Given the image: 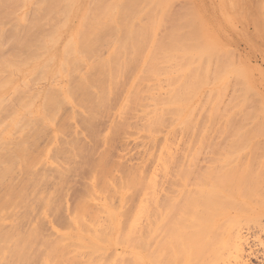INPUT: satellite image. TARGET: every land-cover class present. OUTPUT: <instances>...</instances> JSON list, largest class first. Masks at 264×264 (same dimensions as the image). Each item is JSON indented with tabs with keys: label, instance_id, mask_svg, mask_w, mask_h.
Here are the masks:
<instances>
[{
	"label": "bare ground",
	"instance_id": "1",
	"mask_svg": "<svg viewBox=\"0 0 264 264\" xmlns=\"http://www.w3.org/2000/svg\"><path fill=\"white\" fill-rule=\"evenodd\" d=\"M88 1L77 0V9L86 7L70 13L85 20L75 36L86 54L73 58L70 46L59 53L33 27H19L22 17H10V1L0 0V264H253L242 228L264 231V137L234 118L253 104L264 107L249 74L238 65L232 83L224 55L232 50L220 41L206 51L212 74L202 54L184 53L190 45L179 41V28L156 35L172 21L159 24L147 4L137 10L139 0L137 9L127 0ZM200 21L192 25L207 44L210 31ZM140 23L145 34L122 40L123 27L137 32ZM99 45L112 58L91 57ZM228 83L242 93L222 104ZM129 137L137 164L121 157H133L135 148L131 156L122 146Z\"/></svg>",
	"mask_w": 264,
	"mask_h": 264
},
{
	"label": "rangeland",
	"instance_id": "2",
	"mask_svg": "<svg viewBox=\"0 0 264 264\" xmlns=\"http://www.w3.org/2000/svg\"><path fill=\"white\" fill-rule=\"evenodd\" d=\"M9 1H10V4H9L10 6L9 7L11 9L8 8V13L11 14L10 17H16V18H17V16H18V18L22 17L23 19L19 18V21H17V22H19V27L21 25H22L21 27H25L26 26L25 27L26 31H28L27 29H29L30 27L31 28L33 27L32 29H36L37 34L41 33L42 35L41 34L37 35V37L40 36L42 38V39H40V37L37 38V39L41 40V41L40 40H38V41H40V42L45 41V40H43V37H45V39L48 38L45 42H48L47 44H49V42H50L51 45H52V41H53V44L56 43L55 44V48L57 49V51L59 53H62V54L65 53L66 50L69 53L70 50L74 49V52H76L75 55H74L73 52L70 51V53L72 54L71 55L72 57L73 56H75V57H78V56L83 57L86 54V52H85V54L82 52L84 50H82L83 49L82 48L83 44H81V43H84L85 41L80 42L79 40H81V39L78 40V38L75 36V34H78V30L82 27L80 25H83L85 20L80 23V22H78V21L81 20L80 18H78V19L76 18V20H73L70 17L71 10L73 8L77 9V3H76L77 0H28V1L21 0V3L20 2L18 3V1H16L17 3L15 2L17 4L16 6H15L14 1L13 2H12V0H9ZM91 1L93 2V0H90L88 2H91ZM99 1H101V0H98V3H99ZM102 1H104V0H102ZM124 1H126V0H124ZM134 1L133 0H131V1L127 0L126 2L127 3L130 2L129 5L127 4L128 6H133L135 3H132V2H134ZM190 1H191V3H190ZM261 1L262 0H175V4H173L174 0H168V1L167 0H164V1H162V0H139V3L141 5L140 8L137 9L136 4H135V7H136L137 10L141 11V8L143 7V5L147 4L146 7L144 6L145 9L151 13V8H152V13H153L152 16L155 15L154 18H156V14L160 15V16H157L156 19H154V20H159V24H160L161 21H164L166 19H167L166 21H168V22L172 21L171 22L172 24L170 23L169 25H167L168 28H161V30H158L156 35L159 36L162 33L161 35H165V37H168V35H170L172 32H175V29L179 28V30L181 31L179 33H181V35H182V38L179 41H183L184 39H188L187 40V44L183 43V45L184 44H185L184 46L190 45V46H187V47L183 46L184 49H187L184 53L186 55L187 54H192L194 57H196L195 55H197V57H198V55L200 56L202 54L201 56L203 57L204 61L206 62V65L209 67L211 72L214 71L215 68L213 67V63H211L207 59L206 55H208V53L206 51L210 50V45H212V43H213V45L211 46V48L215 47V43H218L219 41L222 44H227V45L229 44V47L232 50V52L231 53H224V55L226 57H228V59H230L229 67L227 69L229 70V74L232 77V83L234 82L235 78H237V76L235 77L234 70L239 65V66H241L243 68V70H245L247 75L249 74V79H250L249 82H250V84L255 88V90L257 91L259 96L264 99V4H263L264 2H262L260 4ZM95 3H97V2H95ZM148 3H149V5H148ZM80 5H81V3H80ZM20 6H22V8H20ZM91 6H92L93 10H96L94 8L97 5H95V7L93 5H91ZM91 6H90V8H91ZM203 6H204V8H203ZM13 7L16 8L17 10L19 8L20 10L17 11ZM85 7H86V5L84 6V8ZM12 8H13V10H12ZM84 8H81V6H80V8H78L77 10L84 9ZM96 8H98V7H96ZM154 9H156V11ZM176 11H177V13H176ZM198 11H200V13ZM13 12H15L14 16H12ZM18 12H19V14H16ZM172 12L174 14H176V15H174ZM170 13H171V15H173L172 18H175V19L171 20L172 18L170 17L171 16ZM201 13L204 15V17H203L205 19L204 21H203V19H200L201 18ZM195 15H196V17H195ZM74 17H75V15H74ZM169 17H170V19L168 20ZM182 17H187V18L183 19ZM191 17H192V19H190ZM16 18H13V20H12L13 22H10L11 20L9 19V23H11L10 25H14V26L16 25L15 24V23H17V22H15L17 20ZM195 18L198 21L201 20L200 23L197 22V24H201L202 23L201 27L203 28V25H204L210 31V33L207 34V37L210 38V39L212 38V40H208L207 39L206 42H207L208 45L205 43V41H203L204 37L202 36L203 35L202 28L199 27V31L202 32V34H200L196 30V27H198V26H195V27L193 26L194 24L192 22H193V20ZM188 19H190V20H188ZM183 21H187V22L189 21L188 24H191L190 25L191 27L189 25H187V22L184 23ZM180 23H181V26L183 24L182 28L184 30L182 28L180 29ZM185 24L187 25V27H186ZM17 25H18V23H17ZM140 25H141V23L138 25V27ZM175 25H177V26H175ZM169 26H171V27L174 26V29H173V27L169 28ZM68 27H70V28H68ZM37 28L40 29V30L38 31ZM66 28H68V30ZM71 29H72V31H70ZM134 29H136V28H134ZM134 29H131L130 27H127V28L123 27V30H121V32L119 34L121 36L124 35L123 37H121L122 40L124 38H127V39L130 38V40H128V41L132 42L133 38H131V37H133L135 35L141 36V34L140 35L138 34L141 31L140 27L137 29V32H135L136 30L132 32V30H134ZM124 30L127 33L126 37H125V34H124L125 32H123ZM166 30L169 31V32H166ZM194 30H196L195 31L196 34L194 35L195 37H196V35L198 33V37H196V38L194 36H192L194 34V32H193ZM147 31H148V29H147ZM163 31H165L166 33L163 34L164 33ZM187 31L189 33V36H190V34H192L190 37L188 36ZM189 31H191V32H189ZM141 32L142 33L144 32L143 29H142ZM148 32H147V34H148ZM182 32H184V33H182ZM168 33H170V34H168ZM143 34H145V32ZM69 35H73V37H75L73 39L75 44H76L75 47H72L70 45V37H72V36H69ZM128 35H129V37H128ZM106 36L108 37V39H104L103 38L102 39L103 40L102 43H106V41L109 40V37H111V35L109 33ZM199 36L200 37L202 36L201 37L202 40L199 38ZM142 37H140L139 41L136 40V42L143 41ZM98 38H99V35H98ZM135 38H139V37L136 36ZM194 38L196 40L199 39V40L203 41V43H205V44L203 46L200 44L202 46V47L201 46L199 47L200 49H197L199 45L194 49L193 47H195V46H192V45H195V43H197V44L200 43L199 40L196 41V40H194ZM127 39L124 40V41L127 42L126 44L129 43L127 41ZM189 39H190L191 42L189 41ZM104 40H105V42H104ZM192 40H194V41H192ZM205 40H206V38H205ZM79 42H80L81 46H80V44H78ZM183 42H186V41H183ZM176 43H177L178 47L182 46V43H180V44H179V42H176ZM191 43H194V44H191ZM108 44L112 45V44H110V42ZM108 44L106 43L105 45L107 46ZM105 45H99V47H97V49H98L97 52L95 54L91 55V57H93V56L95 57V55H96V57H98V56L101 57V55H103V57H101V58H105V59L106 58H112L110 56V54H108V53H110L111 48L109 49L108 48L109 46L106 47ZM129 45L127 47V50L123 49L124 52H126V51L131 52L132 45L131 46H129ZM62 46H64L65 48L62 47ZM66 46H68V47H66ZM69 46L71 47L70 50H68ZM102 46H105L107 49L106 48L104 49ZM125 46H127V45H125ZM204 46L206 48L205 51L203 50ZM78 47H80L82 49L80 50V49H78ZM178 47H176V48H178ZM145 48L146 47L141 48L140 49L141 52H139V54H141V56L140 55L139 56L142 57V60L146 59V57H147L146 54L143 53L144 57H143V54H142V50H144ZM170 48H172V47H170ZM188 48L189 49L192 48L191 51L188 50ZM64 49H66L65 52H64ZM75 49L77 51H75ZM181 49H182V47H181ZM193 50H195V51H193ZM60 51H62V52H60ZM123 51H122V53H123ZM133 51L134 50H132L131 55H130L129 52H127L126 55L130 56V57L126 56V59L129 58V59H127V61L128 60L129 61L133 60V59H130V58H136V56H134V54H132ZM215 51H216V48H215ZM80 52H82L84 55L82 56V53H80ZM144 52H145V50H144ZM146 52H147V48H146ZM122 53L120 55L123 56V57L122 58L120 57V58H121V60L124 61L125 60V53L124 54H122ZM204 53H205V55H204ZM216 55L218 56L219 54H216ZM88 56L90 57V55L87 53L86 57L88 58ZM112 56L115 57L114 55H112ZM219 57L223 58L222 60L219 61V63H221L223 65L222 62L224 61V57H222L220 55H219ZM139 59L141 60V58H139ZM214 59H215V56H214V58L212 60H214ZM215 60H217V58ZM219 66H220V64H219ZM129 67L130 66L127 67L128 70H126V71H131L129 69ZM135 68H137V66H133V68H131V69L132 70L134 69L133 72L135 71V74H139L141 72L140 69H142L143 67L140 64L138 66V68H137L138 69L137 71H136ZM217 69H218L217 72H216L217 75H219L218 73H220V71L225 70L224 67H218ZM126 73H130V72H126ZM131 73H132V71H131ZM212 74H213V72H212ZM131 75H134V74H131ZM129 76L130 75H128V77ZM210 77H209V80H212V79H210ZM237 81H238V78H237ZM232 83L231 84L228 83L227 87L225 88L227 90V92H225L226 94L224 96L222 95L223 97H221L220 94H222V92L225 91V89L223 91L220 90V89H223L222 88L223 86H222V84L221 85L218 84L219 85L218 89L221 92L220 91L217 92L216 95L219 93L218 95L221 98V103L222 104H223V102L225 104V101H227L229 98H231L230 97L231 95H235V94L241 95V93H242L241 92L242 88L240 89V91L236 90L235 88L232 87ZM233 84H235V83H233ZM244 87H243V90H245ZM237 88H239V87L237 86ZM246 90H247V88H246ZM243 92H245V91H243ZM245 94H246V92H245ZM252 98H254V97H252ZM205 99H206V97H205ZM205 102H206V100H204V103ZM257 103L261 105V101L257 102ZM262 103H264V102H262ZM147 104H151V103H147ZM203 106H207L206 103ZM250 108H251V112H249V113L247 111H245V110H244V112H234V118L236 117V120H237V118L240 119V120H246V122L251 127H255V129H259L262 132L263 137H264V130L262 129V127L264 128V123H261V120L264 117V107L263 106H257L255 104H253ZM243 109H244V106H243ZM247 114H249V115H247ZM255 114H256V116L254 117ZM104 127H105V124H104ZM104 127H102V131L104 130ZM132 138L134 140V137H129V138L125 139V140H127V144H126L125 140H124L125 143L124 144L122 143L123 147L125 145L124 149L129 148V151L127 149L129 154L133 151L132 149L135 148L134 149L135 152L131 153V154H133V157H130L128 154L126 155V156H129L131 159L129 157L126 158V156L124 154L125 150L123 149V147L120 146L121 144L117 145L118 147L120 146L121 148L117 149L118 148L117 147L116 151H118V153H122V151L124 150V152L122 153L124 155L123 156L119 155V156H121L122 158L124 157L125 161L127 159L128 163H130V160H131V163H132V160H134V158H136V157L138 158L139 157L138 160H136L137 158L134 160L135 163L133 161L134 164H137L136 161H138V162L140 161V156L136 153V151L138 152V148L136 149L135 146L138 147V145L135 142H133V140H131ZM185 138H187V135H185ZM130 140H131L132 143L129 142ZM128 142H129V144H128ZM219 143H220V141H219ZM127 145H128V147H127ZM203 145H206V144H203ZM127 151H126V153H128ZM135 153L137 154L136 156H134ZM208 156H207V151H205L204 148H203L201 154L198 157V162H199V165L201 166L202 169H204V167L206 166V162H207L206 158ZM128 158H129V161H128ZM259 221H260L262 227L264 228V218H259ZM250 225L249 226L245 225L242 228V231H243L242 235L244 236V239H245V252L247 254V257H248V255L251 252H253L255 257H257V258L253 257V259L251 260L253 262V264H264V262H262V261H264V231L263 232H259L260 230H259V228L256 227L257 225L256 226L254 224H250Z\"/></svg>",
	"mask_w": 264,
	"mask_h": 264
}]
</instances>
